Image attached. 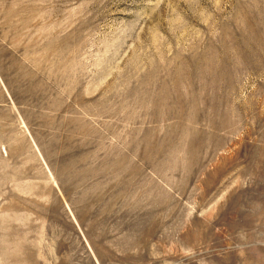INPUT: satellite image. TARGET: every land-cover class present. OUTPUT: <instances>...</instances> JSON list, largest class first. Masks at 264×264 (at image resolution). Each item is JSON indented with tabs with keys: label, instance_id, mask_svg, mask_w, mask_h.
Wrapping results in <instances>:
<instances>
[{
	"label": "rangeland",
	"instance_id": "rangeland-1",
	"mask_svg": "<svg viewBox=\"0 0 264 264\" xmlns=\"http://www.w3.org/2000/svg\"><path fill=\"white\" fill-rule=\"evenodd\" d=\"M0 264H264V0H0Z\"/></svg>",
	"mask_w": 264,
	"mask_h": 264
}]
</instances>
